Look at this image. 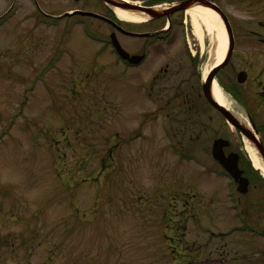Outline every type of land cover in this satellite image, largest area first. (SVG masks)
<instances>
[{
	"label": "rangeland",
	"instance_id": "rangeland-1",
	"mask_svg": "<svg viewBox=\"0 0 264 264\" xmlns=\"http://www.w3.org/2000/svg\"><path fill=\"white\" fill-rule=\"evenodd\" d=\"M238 5L222 0L230 20H244ZM73 9L134 31L168 17L123 19L103 0H0V264H264V234L242 226L264 229V183L240 163L249 185L237 192L211 156L221 138L226 156L249 158L200 94L213 36L198 40L192 25L191 51L179 29L147 46ZM113 31L129 53L148 50L143 63L120 60Z\"/></svg>",
	"mask_w": 264,
	"mask_h": 264
},
{
	"label": "flooded vegetation",
	"instance_id": "flooded-vegetation-1",
	"mask_svg": "<svg viewBox=\"0 0 264 264\" xmlns=\"http://www.w3.org/2000/svg\"><path fill=\"white\" fill-rule=\"evenodd\" d=\"M230 1L231 6L235 5L237 9L240 7L238 4L245 6L244 20L235 18L230 20L223 9L222 0H148L142 6H159L164 7L161 10H171L165 15L168 16L165 24L159 28L137 32L155 33L154 37L143 38L147 40L154 38L147 43L149 46L161 42L165 37L169 39L174 31L179 29L180 37L188 43L187 47L191 51V44L195 43L189 37L190 33L193 34L189 9L196 5L208 4L219 18L224 16L231 34L230 52L226 64L230 59L232 61L229 73L225 74L226 79L219 75L226 64L216 72L215 78L245 107L254 123L261 126L259 116L264 115V0ZM173 40L175 41V38ZM147 52L148 50L142 48L136 54H144L146 58Z\"/></svg>",
	"mask_w": 264,
	"mask_h": 264
},
{
	"label": "bare ground",
	"instance_id": "bare-ground-1",
	"mask_svg": "<svg viewBox=\"0 0 264 264\" xmlns=\"http://www.w3.org/2000/svg\"><path fill=\"white\" fill-rule=\"evenodd\" d=\"M116 2L123 5L124 7H127L125 2L123 1L122 2L116 1ZM120 6L113 8L116 15L119 16L120 18L123 19L126 18L128 20L130 19L132 21H137V22L149 18L145 13L141 11L138 12L133 9L126 10ZM159 8L164 9V7H159ZM188 14L192 19L195 35L198 40H202L203 31L206 32V34L212 35L214 38V46L212 48V51L214 52V54H216V59L211 65L203 69L202 72V80H203L204 78H206L208 72H211V68L219 64L223 60L229 45L228 33L225 29V25H223L222 20L211 8H207L202 5H196L191 9H189ZM211 93L215 101H217L219 104L225 106L227 109L232 111L239 118H241V120H243L244 124L247 127H250L246 117L243 115L245 114L243 112V109L240 108V106L236 103V101L233 98H231L227 93H223L221 91L215 80H213L211 86ZM236 109H240V110L238 111ZM243 142H244V149L246 150L248 156L251 158L252 164L254 165L255 168L261 170L264 176V164L262 163L263 162L262 159L256 154L254 148L250 145V142L247 138L244 137Z\"/></svg>",
	"mask_w": 264,
	"mask_h": 264
},
{
	"label": "water",
	"instance_id": "water-1",
	"mask_svg": "<svg viewBox=\"0 0 264 264\" xmlns=\"http://www.w3.org/2000/svg\"><path fill=\"white\" fill-rule=\"evenodd\" d=\"M106 3L110 4L111 6H120L121 4L117 3L116 1H120L122 2L123 0H103ZM124 2V1H123ZM127 7H124L123 5H121L120 7H122L123 9H133L136 11H143L144 13H146L147 15H149L150 17H158L162 14H167L170 12V10H163V11H156L152 8H148V7H143V6H136L133 4H129L126 3ZM208 5V4H206ZM209 6V5H208ZM79 14L82 15H92L89 12H82V11H77ZM223 21L225 23V26H227V32L229 33V39H230V32H229V28H228V23L225 19L224 16H222ZM112 43L116 49V51L118 52V54L123 57L128 59L131 63H138L141 59V57L138 56H129L127 52H125V50L120 46V44L117 42L115 36L112 34ZM229 49L227 50V54L226 57H228L227 55L230 52V42L228 45ZM222 65V64H221ZM219 65L218 67L214 68L207 76L205 82L202 84V90L203 93L206 97V99L213 104L227 119V121L233 125L235 128H237L240 133L249 140L250 145L254 148L256 154L262 159V163L264 164V147L262 145V142L260 140V138H258L257 136V129L255 128V125L253 124V122L251 121V119L249 118L248 121L250 123V127H247L243 120H241V118L237 117L232 111H230L229 109L225 108L224 106H222L221 104L217 103L211 93V85H212V79L214 76V73L217 71V69L221 66ZM229 144V142L227 140L224 139H216L213 142L212 145V154L214 156L215 159H217L232 175V177L235 179V181L238 182V187L237 189L244 193L247 191V185H248V181L245 177L241 176L242 171L238 169L237 166V155L235 153H230V156L226 157L223 153V147L227 146Z\"/></svg>",
	"mask_w": 264,
	"mask_h": 264
},
{
	"label": "trees",
	"instance_id": "trees-1",
	"mask_svg": "<svg viewBox=\"0 0 264 264\" xmlns=\"http://www.w3.org/2000/svg\"><path fill=\"white\" fill-rule=\"evenodd\" d=\"M245 162H246V160H245ZM247 164H248V162H246ZM247 174L251 177V178H253V179H255L256 181H259V182H261V183H264V179L263 178H261L259 175H258V173L256 172V171H254L253 169H251V168H248L247 167ZM176 227V226H175Z\"/></svg>",
	"mask_w": 264,
	"mask_h": 264
}]
</instances>
